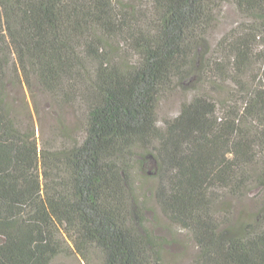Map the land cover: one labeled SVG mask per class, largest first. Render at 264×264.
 Masks as SVG:
<instances>
[{"label":"trees","instance_id":"16d2710c","mask_svg":"<svg viewBox=\"0 0 264 264\" xmlns=\"http://www.w3.org/2000/svg\"><path fill=\"white\" fill-rule=\"evenodd\" d=\"M225 1L0 0V264H53L62 231L102 264H166L137 195L136 149L202 264H264V207L235 225L219 201L264 188V0H235L243 20L211 58ZM8 69L83 107V139L41 153L7 117ZM193 79L198 92L160 123L161 97ZM228 82L240 105L212 95Z\"/></svg>","mask_w":264,"mask_h":264},{"label":"rangeland","instance_id":"374dc122","mask_svg":"<svg viewBox=\"0 0 264 264\" xmlns=\"http://www.w3.org/2000/svg\"><path fill=\"white\" fill-rule=\"evenodd\" d=\"M242 20L243 16L235 0H226L217 27L209 38V57L218 56L221 38ZM256 72L254 71V74H257ZM193 82L194 79L184 87L180 86L161 97L157 108L160 123L163 124L166 119L177 116L182 103L198 92L192 86ZM212 95L237 105H240L243 96L230 82L217 86ZM2 98L7 117L12 120L16 129L28 135L30 141L37 143L41 153L42 149L56 150L70 146L84 137L86 120L83 107L56 97L44 89L35 77L28 83L22 75L17 77L9 70ZM136 152L137 155L131 158V169L137 195L146 205L150 226L162 238L164 261L166 264H202L199 260L200 248L191 231L172 222L156 202L154 192L158 178L153 158L150 155L141 156L143 153L140 149H136ZM38 167L41 180L43 178L45 181L42 159ZM219 195L220 205L229 212L232 224L245 226L259 219V212L264 207L263 187L252 185L243 196L231 195L222 190ZM59 238L63 248L53 260V264H102L99 249L92 247L87 257H83L75 251L74 244L66 232L62 231Z\"/></svg>","mask_w":264,"mask_h":264}]
</instances>
